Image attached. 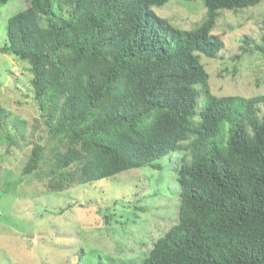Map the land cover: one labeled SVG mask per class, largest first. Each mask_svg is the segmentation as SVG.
I'll return each instance as SVG.
<instances>
[{
	"label": "trees",
	"instance_id": "1",
	"mask_svg": "<svg viewBox=\"0 0 264 264\" xmlns=\"http://www.w3.org/2000/svg\"><path fill=\"white\" fill-rule=\"evenodd\" d=\"M168 1L23 0L0 46L28 64L40 114L21 174L59 192L176 154L178 218L142 264H264V95L214 93L203 61L225 50L224 11L264 0H203L191 28L157 12ZM262 30L239 40L236 58L264 61ZM9 119L0 103V144L27 125ZM125 259L108 264H134Z\"/></svg>",
	"mask_w": 264,
	"mask_h": 264
},
{
	"label": "rangeland",
	"instance_id": "2",
	"mask_svg": "<svg viewBox=\"0 0 264 264\" xmlns=\"http://www.w3.org/2000/svg\"><path fill=\"white\" fill-rule=\"evenodd\" d=\"M22 2L0 6V46L7 42L8 20L25 6ZM156 10L185 28L206 15L203 0H169ZM263 25L264 3L221 15L215 32L224 38L225 50L221 58L203 57L214 93L264 95V61L256 55L236 58L239 40L249 35L259 41ZM27 66L0 52V103L8 109L9 121L17 117L27 123L25 128L10 126L14 141L0 144V264H97L100 259L108 264L118 258L142 264L154 240L177 221L179 156L165 155L159 169L132 168L92 185L49 192L46 179L21 174L30 155L29 132L40 115ZM138 243L146 246L138 249ZM81 248L84 254L78 258Z\"/></svg>",
	"mask_w": 264,
	"mask_h": 264
}]
</instances>
